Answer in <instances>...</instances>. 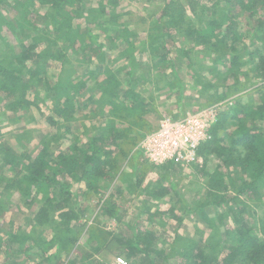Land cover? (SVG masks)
Returning a JSON list of instances; mask_svg holds the SVG:
<instances>
[{
	"label": "trees",
	"instance_id": "trees-1",
	"mask_svg": "<svg viewBox=\"0 0 264 264\" xmlns=\"http://www.w3.org/2000/svg\"><path fill=\"white\" fill-rule=\"evenodd\" d=\"M164 2L165 6H162L163 11L158 23L165 30L154 27L153 33L148 35V43L153 51L160 47L162 41L164 43L165 40L167 42L171 40L168 36L175 32L199 50H206L205 54L209 57L212 54L216 55L217 62L226 57L230 51L232 59L229 65L236 67L240 66L242 55L235 50V47L232 50L228 49L226 41L236 45L244 39L237 30L240 14L249 11L258 16L262 21L260 26L264 29V0H186L185 4L174 0ZM186 5L190 7L194 16H198V9L201 10V15L210 11V18L200 19L205 24L204 28L201 30L195 28L191 19L185 18ZM227 6L229 9L226 8ZM117 7L116 0H0V100L6 103L13 114L12 119L19 118V115L22 118L30 114L31 112H27L32 108L30 105L43 94L53 95L55 97L51 101L54 99L52 105L54 118L50 119L49 123L55 133L60 130L57 120L66 118L71 112L77 116L79 104L76 102V97L82 98V95L88 92L87 96L93 93L100 95L105 102L104 106L106 105L105 110L102 111H109L108 116L120 117L123 113L141 123L144 104L142 106L138 104L140 97L132 89H127L124 96L119 95L120 83L115 69L111 70L109 66L105 68L102 65L93 68L92 75L95 71L98 73L104 71L106 75L102 80L97 79L94 82V89H88L90 80L95 79L94 76L72 79L74 73L71 69V56L78 54L79 62L82 64L93 55L97 56L102 64L106 61L104 45L98 42L96 35L92 36V32L97 28H102L110 36L116 35L112 42L117 47H122L119 40L121 37L124 39L122 56L134 51L133 42L130 41L133 35L128 34L126 28H115L119 17ZM4 8L7 10L4 11ZM10 8L17 13L16 18L11 19L9 15L6 16ZM41 24L45 30L42 34L41 29H36ZM80 27H85L86 31L82 32ZM263 29H261L262 36H264ZM21 30L29 33L24 39L20 36ZM11 37L16 40V47L10 40ZM88 37L92 41L89 42ZM27 38L28 43L25 44ZM41 45H44L42 49H40ZM179 52L185 57L188 56L183 49L179 48ZM122 56H117L116 61L121 60ZM167 56L170 58L171 55L167 53ZM159 57L164 58L163 55ZM252 57L256 56L252 55ZM127 60L131 61L133 66L138 65L132 56ZM165 60L156 61L153 68L159 70L158 67H166L163 64ZM175 66L173 69L177 68L176 64ZM99 68L101 70L97 71ZM253 71L257 72V79H264V57H260L259 64ZM38 77L45 79V84L53 81V84L49 85L50 92L45 88L35 89ZM231 77H236V74H232ZM172 85L169 84L170 89ZM232 85L237 86V84ZM239 85L230 86L227 90L238 88ZM210 88L216 87L211 85ZM243 98L248 99V102L237 103L233 115L230 108L218 115V121L211 131L213 139L201 146L203 149L210 147V152L215 153L220 166L210 175L208 181V193L214 197V201L196 206L189 212L190 214L197 215L206 206L218 207L225 202H232L234 204L232 210L239 211L235 209L237 204L233 200H238L239 196L250 194L254 196L264 189V95L258 103L248 96ZM126 99L130 103L125 104ZM34 121L35 119H32L29 122ZM228 121L235 124L231 130L224 127ZM119 123L116 120L108 121L104 128L105 136L102 138L100 135L89 136L86 132L84 135L76 136L73 143L70 142L67 152L55 155L50 153L52 150L45 147L39 155H33L32 158L31 156L28 158L27 153H23L11 159L15 146L8 143L0 145L2 158L0 195L5 194L0 199V220L2 221L3 216L14 207L12 198L14 194H19L25 199V207L35 210L30 221L29 233L23 234L20 229L17 230L11 225L12 231L6 234V241L0 228V264L1 257L7 252L4 250L5 241L6 246L9 241L18 247H22L26 242H32L31 249L36 250L34 255L41 259L39 264H43L42 261L45 264H59L57 259L59 257H55L57 253L52 251L68 252V248L80 243V237L83 238L85 234L80 229L81 217L65 203L70 201L71 194L65 193L68 199L57 203V199L54 200L49 192L52 186L61 189V193L67 191V188H71L70 185H66L67 182L70 183V179L72 181L76 179L78 184L85 182L91 190L97 189L100 180L104 182L108 179V174L119 168V161L127 158L123 149L124 146L129 145V143L125 145L127 140L135 139L130 135L133 129L131 127L124 129ZM65 129H67L65 135H72L67 127ZM62 139L63 137L60 140ZM226 139L230 140V147L224 146ZM106 141L110 145L106 146L104 144ZM18 142L22 148L27 146V142L23 139H18ZM113 145L119 149V153ZM202 155L205 154L202 152ZM63 177L67 181L60 184L59 181ZM230 192L235 193L231 201L226 199ZM166 194V189H162L160 193L153 192V196L157 197ZM246 204H242L241 211L247 209ZM112 214L116 215L115 211H112ZM250 215L252 220L248 226L245 223L246 219L235 214L233 223L226 227L225 233L218 230L217 225L220 223L215 218L207 219L202 215V223L206 225L203 229L198 227L202 241L195 246V241L185 240L188 247H182V237L177 235L173 239L174 247L168 253H164L163 257L168 262L176 259L180 264H264V216L258 219L255 211ZM182 221L183 219L180 220ZM70 223L72 227H69ZM97 229L88 231L86 237L89 238V243L93 241L98 245L99 252L100 241L93 239L98 233ZM135 233L137 235L126 243L129 249L128 256L133 257L137 252L149 256L151 239L145 232L139 233L135 230ZM260 234L263 235V239L260 238ZM44 236L48 239L43 238ZM143 243L146 245L145 251L140 248ZM75 246L70 256L76 252ZM89 257L88 253L81 251L80 256L74 259L76 263L82 264Z\"/></svg>",
	"mask_w": 264,
	"mask_h": 264
},
{
	"label": "rangeland",
	"instance_id": "rangeland-1",
	"mask_svg": "<svg viewBox=\"0 0 264 264\" xmlns=\"http://www.w3.org/2000/svg\"><path fill=\"white\" fill-rule=\"evenodd\" d=\"M116 1L120 11L118 24L115 28H126L128 34L133 35L130 41L133 42L134 51L127 52L125 56H122L124 39L121 37L119 40L122 47H117L112 42L117 37L116 35L111 34L110 36L102 28H97L92 32V36L96 35L98 42L104 45L106 61L102 64L99 58L93 55L82 64L79 62L78 54L71 56V69L74 73L72 79L81 76L86 78L94 76L95 79L92 78L88 86V89H94V82L97 79L102 80L106 75L104 71L101 73L95 71L92 75L93 68L102 65L105 68L109 66L111 70L115 69L120 83L119 95L124 96L127 89H132L140 97L138 104L141 106L144 104V112L141 111L143 121L136 122V119L123 113L120 114V117L108 116L109 111H102L105 110L106 105L104 106L105 102L100 98V95L93 93L87 96V92L82 95V98L81 96L76 97V102L79 104L77 116L71 112L66 118L57 120L60 130L58 129L54 133L49 120L54 118V110H52L54 99L51 100L55 96L43 94L41 98L35 99L30 105L32 108L27 111L31 112L30 114L22 118L19 115L17 119L11 118L13 114L7 108L6 103L0 100V145L8 143L15 146L11 159L23 153H27V157L31 156L32 158L33 155H39L45 147L52 150L50 153L55 155L67 152L70 142L73 143L76 136L88 133L89 136L104 137V128L110 120L120 122L119 124L124 129L131 127L133 133L130 135L135 139L127 140L125 145L128 143L129 145L123 148L127 158L119 161V168L111 171L108 174V179L104 182L99 181L96 190H91L85 182L76 183V179L75 181L70 179V183H66L67 180L64 177L60 179L59 183H66L71 188H67V191L64 190L61 193V189L58 190L52 186L49 193H51V197H54V200L57 199V203L68 199L65 193L71 194L70 201H65V203L74 212L79 213L81 217L80 229L85 233L83 238L80 237V243L74 245L76 252L73 256L69 254L74 246L68 248V252L55 250L52 252L57 253L55 257H59L57 258L59 264H81L76 263L74 259L80 256L81 251L90 255L82 264H116L118 259H123L128 264H180L176 259L168 262L163 257L164 253H168L174 247L173 239L177 235L182 237V247H188L185 240L190 239L195 241V246L198 245V242L202 241L198 227H202V229L206 227L202 223V215H205L207 219L215 218L220 223L217 228L222 233H225L226 227L233 223L235 214L246 219L245 223L250 226L252 211H255L258 219L264 216V189L254 196L251 194L239 196L238 200H233L237 204L235 209L239 211L232 210L234 208L232 202H225L218 207L206 206L197 215L190 214L189 212L196 206H203L207 202L214 201V197L208 193V181L210 175L220 166L215 153L210 152V147L206 149L201 147L202 149L199 150L201 160L197 163L184 161L156 165L147 156V146L144 147V143L149 137L157 134L166 121L185 120L211 109L217 111L219 115L230 108L231 115H233L237 103L248 102V99L243 97L248 96L257 103L260 101L264 95V79H257V72L253 69L258 66L260 57H264V36H262L263 31L261 30L263 28L260 26L262 21L249 11L240 14L237 30L244 39L236 45L226 41L228 49L232 50L235 47V50L242 55L240 66L232 67L229 65V61L232 59L229 50L227 56L217 62L216 55L212 54L209 57L205 54L206 50H199L198 47L190 41L187 42L185 38L178 36L175 32L168 36L171 40L168 42L165 40L164 43L162 41L160 47L153 51L148 43V35L153 33L154 27L163 29L158 21L163 11L161 10L162 5L166 0ZM174 1L181 4L186 3V0ZM36 7H39L38 4ZM226 8L229 9V6ZM6 10L4 8V11ZM209 12L201 15V10L198 9V16H194L190 7L186 5L184 16L191 19L195 28L201 30L205 24L200 19L210 18L211 13ZM7 13L6 16L9 15L8 17L11 19L18 16L11 8ZM37 20L41 23L39 18ZM80 28L82 32L86 31L85 27ZM36 29H41V34L45 31L42 24ZM19 33L22 39L29 34L26 30H21ZM34 35L33 33L32 36ZM88 39L89 42L92 41L91 38L88 37ZM10 40L16 47V40L13 37ZM27 43L28 38L25 40V44ZM40 47L42 49L44 45ZM179 48L185 50L188 56L185 57L183 53L181 54ZM167 53L171 55L170 58ZM159 55H163L162 59H166L163 63L166 67H158L159 70H156L153 68L156 61H162ZM252 55L256 57H252ZM117 56H122L121 60L116 61ZM129 56H132L138 65L133 66L131 61L127 60ZM175 64L177 68L173 69ZM100 70L99 68L97 71ZM234 73L237 78L231 77ZM44 80L38 77L35 89L45 88L47 92H50L49 85H52L53 81H48L45 84ZM169 84H173L171 89ZM232 84L241 85L238 88L227 90L230 86L237 87ZM211 85L216 88H210ZM124 103L128 104L130 101L126 99ZM89 107L90 109H87ZM32 119L35 121L29 122ZM232 121L225 123L224 127L229 130L234 128L235 124ZM65 126L72 135H65L64 132L67 130ZM62 137L63 139L60 140ZM18 139L27 142V146L22 148V145L18 144ZM212 139L210 132L209 140ZM104 144L110 145L107 141ZM230 145V140L226 139L224 146L230 147ZM113 148L119 153L116 146L113 145ZM201 151L205 154L204 156ZM1 159L0 157V161ZM162 189L167 191L165 196H153V192L160 193ZM3 195L5 194L0 195V199ZM234 195V192H230L226 199L231 201ZM12 198L14 207L3 216L2 221L0 220L1 233L6 241V234L12 231L11 225H14L17 230L20 229L23 234L29 233L30 221L35 214V210L25 207V199L19 194H14ZM243 203H247L245 211L240 210ZM112 211H115L116 215L112 214ZM181 219H183L182 222H180ZM72 226L70 223L69 227ZM96 228H98L96 230L98 233L93 239L100 241L99 252L97 251L98 245L93 241L89 243V238L86 237L88 231ZM135 230L139 233H147L151 239L149 256L140 252H137L133 257L128 256L129 249L126 243L137 235ZM91 233L93 232L91 231ZM43 238L48 239L47 236ZM260 238L263 239L262 234H260ZM6 241L4 250L7 252L1 257V264L41 263V259L34 255L36 250L31 249L32 242H26L22 247H18L9 241L6 246ZM140 248L145 251L146 245L143 243ZM42 262L45 264L44 261Z\"/></svg>",
	"mask_w": 264,
	"mask_h": 264
},
{
	"label": "built area",
	"instance_id": "built-area-1",
	"mask_svg": "<svg viewBox=\"0 0 264 264\" xmlns=\"http://www.w3.org/2000/svg\"><path fill=\"white\" fill-rule=\"evenodd\" d=\"M218 121L217 111L208 110L185 120L166 121L158 133L147 139L146 154L156 165L168 162L197 163L201 160L199 150L208 142L210 132ZM116 264H128L118 259Z\"/></svg>",
	"mask_w": 264,
	"mask_h": 264
},
{
	"label": "crops",
	"instance_id": "crops-1",
	"mask_svg": "<svg viewBox=\"0 0 264 264\" xmlns=\"http://www.w3.org/2000/svg\"><path fill=\"white\" fill-rule=\"evenodd\" d=\"M162 6H165V2L163 3V5ZM161 10H163V7H162V9ZM119 11H120V9L118 10V13H119ZM143 121V120H142Z\"/></svg>",
	"mask_w": 264,
	"mask_h": 264
}]
</instances>
